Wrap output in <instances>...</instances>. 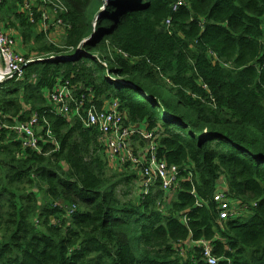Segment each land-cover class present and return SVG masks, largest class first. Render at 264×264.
Wrapping results in <instances>:
<instances>
[{"label": "trees", "instance_id": "trees-1", "mask_svg": "<svg viewBox=\"0 0 264 264\" xmlns=\"http://www.w3.org/2000/svg\"><path fill=\"white\" fill-rule=\"evenodd\" d=\"M0 26L32 60L0 82L1 121L41 128L39 151L0 130V264H208L201 241L216 264H264V0H0ZM62 82L77 114L50 102ZM109 99L178 166L171 197L110 171L81 120ZM220 180L240 206L223 220Z\"/></svg>", "mask_w": 264, "mask_h": 264}, {"label": "built area", "instance_id": "built-area-1", "mask_svg": "<svg viewBox=\"0 0 264 264\" xmlns=\"http://www.w3.org/2000/svg\"><path fill=\"white\" fill-rule=\"evenodd\" d=\"M180 3V1L176 2L172 7L173 10H176ZM31 61L25 59L15 50L14 38L0 26V71L3 73L0 81L7 77L21 78L23 67ZM49 99L55 111L62 115L68 114L72 101L76 104L74 108L76 114L81 106V102L74 99L72 88L68 82L58 83L50 93ZM2 118L3 115L0 112V130L6 128L15 132L23 148L39 151L40 137L37 134L39 127L35 115L28 122H17L11 126L2 122ZM81 120L85 127H95L100 132L107 160L109 159L119 166L130 163L136 168L140 177L137 186L140 189L146 191L151 184L157 181L166 195L173 193L180 176L178 166L168 164L165 160L157 157L156 144L151 132L125 123V116L121 113L117 100L114 99L109 108L97 109L90 105ZM135 134L147 142L139 153L135 152L131 145V137ZM47 135L50 137L49 132ZM212 199L217 204L219 220L236 215L240 210L239 203L228 198L223 187L216 189ZM200 244L204 260L208 264H216L217 258L211 254L209 243L201 241Z\"/></svg>", "mask_w": 264, "mask_h": 264}, {"label": "crops", "instance_id": "crops-1", "mask_svg": "<svg viewBox=\"0 0 264 264\" xmlns=\"http://www.w3.org/2000/svg\"><path fill=\"white\" fill-rule=\"evenodd\" d=\"M48 12V11H47ZM43 16H45V14L43 13ZM46 17V16H45ZM53 21V19H52V17H51V19H50V21ZM51 21V22H52ZM41 25V24H40ZM39 25V28L38 29H40V28H42V29H44L43 28V26H40ZM49 27H51V26H49ZM56 29V31L57 32H59V30H58V27L55 25V28H54V30ZM7 33L9 34V35H11L13 38H14V40H15V50L17 51H21V53H25L24 51H25V49H24V47L22 46V44H21V42H20V40H19V38L17 37V35L14 33V32H11V31H7ZM112 99H109L108 101H106L105 103H104V106H103V108H109L110 107V105H111V103H112ZM138 127L141 129V130H144V127L142 126V125H138ZM141 138L139 137L138 138V136H133L132 137V139H131V145H132V147H133V149L135 150V152H138L139 153V151L141 150V149H143L144 147H142L141 148V144H142V142H141V140H140ZM147 143V142H146ZM108 162H109V164H113L114 162H112V161H110L109 159H108ZM119 167V166H118ZM219 187H224V183H223V181L222 180H220L219 182H218V188Z\"/></svg>", "mask_w": 264, "mask_h": 264}, {"label": "rangeland", "instance_id": "rangeland-1", "mask_svg": "<svg viewBox=\"0 0 264 264\" xmlns=\"http://www.w3.org/2000/svg\"><path fill=\"white\" fill-rule=\"evenodd\" d=\"M51 32L49 33V38L55 42H59V39L61 37V33L57 32L56 29L54 30H50ZM20 54H23L21 53V51H18ZM119 165L117 163H113V164H110V171H117L119 169L118 167ZM137 190V189H136ZM172 193L170 194H167L168 197H171Z\"/></svg>", "mask_w": 264, "mask_h": 264}, {"label": "water", "instance_id": "water-1", "mask_svg": "<svg viewBox=\"0 0 264 264\" xmlns=\"http://www.w3.org/2000/svg\"><path fill=\"white\" fill-rule=\"evenodd\" d=\"M104 4H106V0H104ZM53 58H54V57H49L48 59H53ZM57 58H59V59H63V60L71 59V58L66 57V56H60V57H57ZM37 60H41V59H37ZM24 67H25V66H24ZM24 67H23V68H24ZM6 79H9V77H7V78L1 80L0 82L4 81V80H6ZM40 131H41V128H38L37 132L39 133Z\"/></svg>", "mask_w": 264, "mask_h": 264}, {"label": "bare ground", "instance_id": "bare-ground-1", "mask_svg": "<svg viewBox=\"0 0 264 264\" xmlns=\"http://www.w3.org/2000/svg\"><path fill=\"white\" fill-rule=\"evenodd\" d=\"M2 74H3V73L0 71V78H1Z\"/></svg>", "mask_w": 264, "mask_h": 264}]
</instances>
